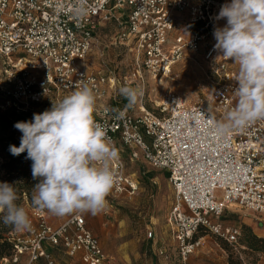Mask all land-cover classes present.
Here are the masks:
<instances>
[{"label": "built area", "instance_id": "obj_1", "mask_svg": "<svg viewBox=\"0 0 264 264\" xmlns=\"http://www.w3.org/2000/svg\"><path fill=\"white\" fill-rule=\"evenodd\" d=\"M224 3L85 0L87 14L81 17L76 12L77 0H0L2 110L34 112V107L45 100L84 86L102 101L109 90L115 89V80L89 75L83 64L101 21L114 19L124 26L116 37L119 43L135 44L136 71L131 79L125 78L123 85L129 87L136 81L141 98L136 116L117 103L95 111V120L105 127L117 153L111 162L117 176L111 192L132 198L139 191V181L127 171V157L131 162L143 160L168 174L175 200L168 224L177 245L178 264H191V257L202 246V239L197 238L202 232L239 246L241 230L220 222L227 210L264 217V120L226 136L219 135L214 127V121L222 120L235 106L236 71L228 70L225 63L221 83L211 95L220 118L202 103L187 107L174 92L161 97L157 113L149 111L143 101L147 90L144 75L152 79L167 77L185 49L198 51L200 43L213 34L214 26L224 22L214 19ZM179 16H185L188 24L201 26L204 32L193 33L188 39L178 36L170 47ZM217 55L213 47L206 51L207 59H216ZM30 213V229L10 234L14 256L1 262L18 264L26 256L28 264L40 260L53 264L45 249L48 244L62 247L71 257L80 255L84 264H116L87 228L84 213L68 215L59 226H52L50 220L62 217L33 206Z\"/></svg>", "mask_w": 264, "mask_h": 264}, {"label": "clouds", "instance_id": "obj_2", "mask_svg": "<svg viewBox=\"0 0 264 264\" xmlns=\"http://www.w3.org/2000/svg\"><path fill=\"white\" fill-rule=\"evenodd\" d=\"M76 12L87 14L85 0H77ZM214 26L213 50L238 66L233 95L235 106L222 120L214 121L219 135L242 131L264 120V0H227L220 6ZM119 94L136 104L139 89L123 86ZM96 97L87 86L63 97L29 121L14 127L22 133L19 146L10 145L13 156L27 153L34 180L32 206L63 217L73 213L103 212L117 182L111 162L116 158L103 125L95 120ZM13 183L0 182V221L15 231L30 229L25 207L18 205Z\"/></svg>", "mask_w": 264, "mask_h": 264}, {"label": "rangeland", "instance_id": "obj_3", "mask_svg": "<svg viewBox=\"0 0 264 264\" xmlns=\"http://www.w3.org/2000/svg\"><path fill=\"white\" fill-rule=\"evenodd\" d=\"M221 1L227 2V0ZM118 14L119 12L115 13L117 16ZM180 19L170 36V47L175 45L178 36L188 39L200 30V27L190 26L185 16ZM120 21L125 22V20ZM224 24L225 21L216 26ZM123 27L114 19L101 21L90 55L83 67L89 75L101 74L115 80L116 91L109 90L102 101L96 100V111L117 103L120 108L136 116L141 94L132 107H128L127 99L119 94L125 78L131 79L132 73L136 71L135 44L132 41L119 43L116 37ZM215 43L212 34L200 43L198 51L185 49L181 59L172 67L167 77L152 79L144 75L147 90L143 101L146 108L157 113L156 105L161 97L167 92H174L181 97L187 107L202 103L209 113L220 118L219 113L214 110L215 104L210 100L211 95L221 83L222 66L227 63L228 70L236 72L238 66L222 56L218 57L219 54L216 59H207L206 51ZM136 86L135 81L129 87ZM69 94L64 92L60 97L45 100L44 103L34 107L35 113H42L49 109L56 99L61 100ZM94 116L97 119V112ZM20 134L22 133L18 130L16 139H19ZM126 165L128 173L139 181L138 193L129 198L110 192L106 209L99 214H92L91 217L86 216L88 229L99 238L106 255L116 264H178L177 245L171 239V228L168 224V215L175 201L168 174L152 168L143 160L131 162L127 157ZM88 214L91 213H86ZM220 222L224 226L234 227L242 232L248 227L254 235L264 238V217L251 212L231 208L224 213ZM151 233L153 236L150 238ZM197 238L202 239V246L191 257V264H229L230 255H233L234 260L239 261L240 264H264L263 253L252 251L247 247L229 245L208 232L200 233ZM45 249L53 264H83L79 257L69 256L60 246L53 247L47 244ZM161 251L165 254L161 255ZM0 264L5 263L0 260ZM18 264H28L27 258H21ZM34 264H47V262L40 260Z\"/></svg>", "mask_w": 264, "mask_h": 264}, {"label": "trees", "instance_id": "obj_4", "mask_svg": "<svg viewBox=\"0 0 264 264\" xmlns=\"http://www.w3.org/2000/svg\"><path fill=\"white\" fill-rule=\"evenodd\" d=\"M218 1V0H217ZM199 28L195 33H203L201 26L189 24ZM1 105V103H0ZM34 112H18L16 109L8 108L2 110L0 107V182L13 183L19 199L17 204L23 207L32 206L31 198L33 186L38 183L34 180L31 172V160L26 159L27 153L13 156L9 151L10 145L19 146L20 141L16 139L17 129L14 124L19 121H29L33 118ZM18 182V183H14ZM14 231L11 226L5 225L0 221V260L10 259L14 256V244L11 242L10 234ZM240 248L248 249L264 254V238H259L253 234L250 228L241 231L239 238ZM229 264H240L230 255Z\"/></svg>", "mask_w": 264, "mask_h": 264}, {"label": "crops", "instance_id": "obj_5", "mask_svg": "<svg viewBox=\"0 0 264 264\" xmlns=\"http://www.w3.org/2000/svg\"><path fill=\"white\" fill-rule=\"evenodd\" d=\"M180 18H181V16H179L178 21L181 20ZM116 96H117V94H116ZM21 136H22V134H20V137H19V139H18L19 141H20ZM0 164H1V159H0ZM25 209L27 210L28 214H31V213H30V207L26 206ZM84 215H85V216H84L85 219H86V216H88V217H91V216H92V214H88V215H86V213H84ZM67 218H68V215L63 216L61 219H51V220H50V223H51L52 226H59L60 224H62L63 222H65V221L67 220ZM86 222H87V220H86ZM87 228H88V226H87ZM91 232H92V231H91ZM171 235H172V231H171ZM98 239H99V238H98ZM171 239H172L173 242H175L174 239H173V235L171 236ZM100 243H101V242H100ZM45 246H46V245H45ZM101 246H102V244H101ZM102 250L105 252L103 246H102ZM24 257H26V256H24ZM75 257H79V258H80V261L82 262V260H81V256H80V255H77V256H75ZM22 258H23V257H22ZM26 258H27V257H26ZM2 263L8 264V263H10V262H2ZM82 263H83V262H82ZM83 264H84V263H83Z\"/></svg>", "mask_w": 264, "mask_h": 264}]
</instances>
